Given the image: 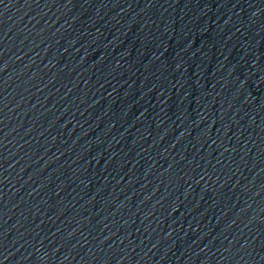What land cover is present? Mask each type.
<instances>
[{
    "label": "water",
    "instance_id": "water-1",
    "mask_svg": "<svg viewBox=\"0 0 264 264\" xmlns=\"http://www.w3.org/2000/svg\"><path fill=\"white\" fill-rule=\"evenodd\" d=\"M0 264H264V0H0Z\"/></svg>",
    "mask_w": 264,
    "mask_h": 264
}]
</instances>
